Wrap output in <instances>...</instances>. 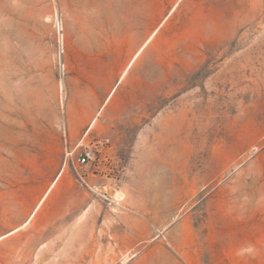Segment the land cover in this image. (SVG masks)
<instances>
[{"label": "rangeland", "instance_id": "1", "mask_svg": "<svg viewBox=\"0 0 264 264\" xmlns=\"http://www.w3.org/2000/svg\"><path fill=\"white\" fill-rule=\"evenodd\" d=\"M0 48V264H264V0H0Z\"/></svg>", "mask_w": 264, "mask_h": 264}, {"label": "built area", "instance_id": "2", "mask_svg": "<svg viewBox=\"0 0 264 264\" xmlns=\"http://www.w3.org/2000/svg\"><path fill=\"white\" fill-rule=\"evenodd\" d=\"M75 150L70 152V157L73 156ZM95 161V152L91 147H85L79 154L76 155V162L78 165H89Z\"/></svg>", "mask_w": 264, "mask_h": 264}, {"label": "bare ground", "instance_id": "3", "mask_svg": "<svg viewBox=\"0 0 264 264\" xmlns=\"http://www.w3.org/2000/svg\"><path fill=\"white\" fill-rule=\"evenodd\" d=\"M19 54V53H18ZM9 57V56H8ZM7 59V56H6V52L5 50H3L2 48H0V61H4ZM133 62V61H132ZM124 77V76H123ZM96 121H97V118H95L92 122V125H91V129L94 127V125L96 124ZM115 195V198L118 199V197H120V193H116L114 194Z\"/></svg>", "mask_w": 264, "mask_h": 264}, {"label": "water", "instance_id": "4", "mask_svg": "<svg viewBox=\"0 0 264 264\" xmlns=\"http://www.w3.org/2000/svg\"><path fill=\"white\" fill-rule=\"evenodd\" d=\"M112 194V193H111Z\"/></svg>", "mask_w": 264, "mask_h": 264}]
</instances>
